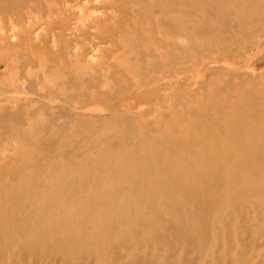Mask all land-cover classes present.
<instances>
[{
	"label": "rangeland",
	"instance_id": "374dc122",
	"mask_svg": "<svg viewBox=\"0 0 264 264\" xmlns=\"http://www.w3.org/2000/svg\"><path fill=\"white\" fill-rule=\"evenodd\" d=\"M0 264H264V0H0Z\"/></svg>",
	"mask_w": 264,
	"mask_h": 264
},
{
	"label": "bare ground",
	"instance_id": "6f19581e",
	"mask_svg": "<svg viewBox=\"0 0 264 264\" xmlns=\"http://www.w3.org/2000/svg\"><path fill=\"white\" fill-rule=\"evenodd\" d=\"M81 13V12H80Z\"/></svg>",
	"mask_w": 264,
	"mask_h": 264
}]
</instances>
